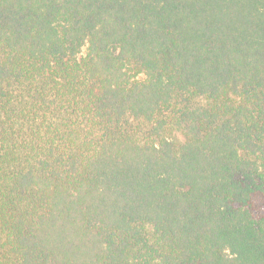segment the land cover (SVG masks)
<instances>
[{
  "label": "trees",
  "instance_id": "trees-1",
  "mask_svg": "<svg viewBox=\"0 0 264 264\" xmlns=\"http://www.w3.org/2000/svg\"><path fill=\"white\" fill-rule=\"evenodd\" d=\"M0 264H264V0H0Z\"/></svg>",
  "mask_w": 264,
  "mask_h": 264
}]
</instances>
